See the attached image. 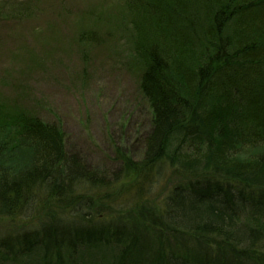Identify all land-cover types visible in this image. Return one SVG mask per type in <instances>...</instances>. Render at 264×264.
Instances as JSON below:
<instances>
[{"label": "trees", "instance_id": "obj_1", "mask_svg": "<svg viewBox=\"0 0 264 264\" xmlns=\"http://www.w3.org/2000/svg\"><path fill=\"white\" fill-rule=\"evenodd\" d=\"M33 3L0 0V23ZM101 4L76 42L94 48L102 26L129 47L142 159L124 133L109 182L58 124L0 98V222L37 225L0 236V264H264V0ZM163 169L188 177L160 200Z\"/></svg>", "mask_w": 264, "mask_h": 264}, {"label": "rangeland", "instance_id": "obj_2", "mask_svg": "<svg viewBox=\"0 0 264 264\" xmlns=\"http://www.w3.org/2000/svg\"><path fill=\"white\" fill-rule=\"evenodd\" d=\"M33 4L29 19L0 23V98L43 122L58 124L66 151L78 154L91 169L107 173L111 182L120 166L115 162L120 137L125 133L126 145L135 148L139 137L134 130L140 134L149 128L129 47L117 35L105 36L102 26L101 42L94 48L76 42L77 32L93 24L82 15L99 11L101 0H34ZM128 150V156L139 159V149ZM162 176L152 192L157 198L181 182L168 169ZM31 228H37L34 219L20 216L0 222V236L24 235Z\"/></svg>", "mask_w": 264, "mask_h": 264}, {"label": "bare ground", "instance_id": "obj_3", "mask_svg": "<svg viewBox=\"0 0 264 264\" xmlns=\"http://www.w3.org/2000/svg\"><path fill=\"white\" fill-rule=\"evenodd\" d=\"M133 145L132 146H130V147H127L126 149L128 150V149H130L131 151L133 150ZM129 151V150H128ZM141 152H140V150H139V155H138V157L140 158V159H142V157H140V154ZM138 160V159H137ZM158 169H160V167H158ZM161 171V170H160ZM188 174H182V176H180V179H181V182L180 183H183V180L184 179H186L188 176H187ZM163 178V177H162ZM180 183H178V184H180ZM158 199H160V200H163V198H158Z\"/></svg>", "mask_w": 264, "mask_h": 264}]
</instances>
